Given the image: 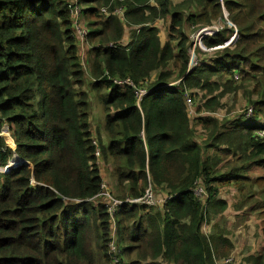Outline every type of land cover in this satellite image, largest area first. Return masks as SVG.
Segmentation results:
<instances>
[{
	"label": "trees",
	"instance_id": "trees-1",
	"mask_svg": "<svg viewBox=\"0 0 264 264\" xmlns=\"http://www.w3.org/2000/svg\"><path fill=\"white\" fill-rule=\"evenodd\" d=\"M79 2L95 18H86L88 40L97 41L85 50L87 72L69 0H0V132L8 124L13 138L11 145L0 136V264H112L107 203L93 199L104 163L122 199L150 184L172 195L161 210L120 207L121 264H216L235 247L218 224L210 236L203 230L209 212L229 210L221 188L238 186V211L264 209V175H249L264 169V0H224L238 36L223 49L196 48L192 67V29L223 16L220 0ZM195 2L201 10L189 12ZM102 7L124 15L106 17ZM233 33L225 26L205 44ZM224 76L225 90L214 96ZM118 80L148 93L138 102L135 88ZM232 81L251 83V117H215L219 99L237 92ZM91 92L103 106L107 144L93 137ZM13 159L20 163L3 171ZM197 180L207 202L194 193ZM243 264H264V251Z\"/></svg>",
	"mask_w": 264,
	"mask_h": 264
},
{
	"label": "built area",
	"instance_id": "built-area-1",
	"mask_svg": "<svg viewBox=\"0 0 264 264\" xmlns=\"http://www.w3.org/2000/svg\"><path fill=\"white\" fill-rule=\"evenodd\" d=\"M69 1L74 5L72 9L74 30L76 32L77 42L79 44V47L82 50L81 58L84 59L85 54H86L85 50H87V48L91 46L88 40L89 34H90L88 23L86 21L84 8L80 5L79 0H69ZM220 3L223 7V16L219 18L217 21H214L212 24L206 25L198 30L196 29V31L192 33L193 47L190 50L191 63H193L196 59V53H195L196 48H199L204 52H211V51L223 49L228 46H231V44L235 41L236 37L238 36V28L230 19L229 17L230 13L225 7L224 0H220ZM101 14L106 17L123 16L124 10L122 7H120V8L110 11L108 7H102ZM225 26H229L234 29V33L232 34V36L227 41H225L224 44L222 45H218L214 47L206 46L205 39L208 37L218 35L225 28ZM108 46H114V44L110 43ZM116 83L117 84H129L130 86L134 87L136 90V95L138 97V102H140L143 99V97L148 93L147 90L140 88V87H136L132 81L118 80L116 81ZM187 102H188V108L192 109L194 111L193 112L194 114L195 109H194V101H193L192 95L187 94ZM252 112H253L252 106L248 107V110L246 111L247 116L250 117ZM258 134L260 136H264V129L260 130ZM96 156L98 158L101 156V152L99 149L96 153ZM193 190L197 198H199L200 200L202 199L205 202L209 200V194L207 193L206 188L204 187V185L201 183L200 180L196 181V185L193 188ZM98 197L103 198L106 201L108 212L110 215L111 240L109 242V247H110L109 251H110V254L112 255V264H121L120 257L118 256L119 252H121L120 250L121 247L118 244L119 225H118V218H117V214H118L120 207L124 204H129V205L138 204V205H145L149 209L161 210L164 208L167 201L172 197V195L167 194L165 196H160L158 195L155 187L152 184H150L147 187L144 194L141 195L140 197H136V198L127 197L126 199H118L117 197L114 196L113 192L109 190L107 181L104 179L101 185L100 193H98L97 196L94 198H98ZM234 262H235V258L233 256H228L219 262L216 261V264H233Z\"/></svg>",
	"mask_w": 264,
	"mask_h": 264
},
{
	"label": "rangeland",
	"instance_id": "rangeland-1",
	"mask_svg": "<svg viewBox=\"0 0 264 264\" xmlns=\"http://www.w3.org/2000/svg\"><path fill=\"white\" fill-rule=\"evenodd\" d=\"M173 2H174V0H173ZM194 4H196V2ZM187 7L189 8L188 4H187ZM86 18L88 21L95 19L91 15H89ZM101 20H103V19H101ZM158 23H160L159 27H161V29H162L160 36L163 39H165L167 36L165 21L160 20ZM194 31H196V30L192 29V32H194ZM96 43H97V41H93V42L90 41L91 46L93 44H96ZM88 56H89V52H88V55L86 56V58L84 60V63H86L85 64L86 68H84L86 70V72L88 71V69H87ZM197 61H198V58H197V54H196V59L193 63H191V65L194 66V64H196ZM88 79L92 80V77L88 76ZM220 79H223V80H220ZM172 81H173V83H175V80H172ZM218 82H219V84H221V87L219 90H215V92L213 93L214 96H218V94L220 92L225 90V84H227L226 83L227 77L224 76L222 78H218ZM229 83H232V86L237 89V92L234 93L233 90L226 92L224 94V96L219 99L221 105L216 108L214 113H215V117H220V118L225 119V120H235V119H237V117H239L241 115H245L247 108L249 106H251L250 98H251V95L253 92V87L251 86L250 82L243 83L241 81H238V82L232 81ZM203 93H207V92H203ZM90 109H91V121H92V125L94 128V135H93L94 140L100 141V139H101V141H103L105 144H107V141H106L107 137L105 136V134H106L105 133V123L103 122V120L101 118L104 115V110H103V106L101 105L100 101L97 99L94 92L90 93ZM189 111H190L191 115L194 112L190 108H189ZM0 136H4L9 144H11V145L13 144V138H12L10 127L8 124H4L3 129L0 132ZM19 161L20 160L17 159V162H19ZM106 165H108V164L105 163V166ZM110 166L112 167V165H110ZM103 169H104V165L102 166V170ZM104 179L110 183V187H109L108 183H107V185H108L109 190L112 191L113 194L114 193L116 194V195L114 194V196L117 197L118 199H122V198H120L119 194L117 195L118 185L116 186V188H114V184L116 182H115V179L113 178V176H111L110 174L107 173L106 177L104 176ZM226 190L229 191V189H226ZM226 190H224V191H226ZM93 199H96V198H93ZM233 213H234V211L228 210L227 213H225V215H219L216 217L211 212H209L210 223L208 225L209 228H207V229L208 230L211 229V231L213 233V229H212L213 224H218L220 227L225 228L227 231L229 230V228L234 230L236 228V226L241 223V221L238 220L236 223V218L233 217ZM212 218H214V219H212ZM254 218H255L254 222L252 223V226H251L252 235L250 238H243V241L241 239H239L237 242L238 235H240L243 232V226H241L239 229H237L236 232L234 233V236L236 238V243L238 244V246L241 248L242 251L240 253L239 249H238V252L232 251V253L228 255V256H233L235 258V262L233 264H237V263L239 264L241 259H242V262L240 264H243L245 262V260L249 256H251L252 254H255V253L260 254L262 251H264V248L263 249H256L252 254L248 255L249 248H250V242L248 241V239H251L252 237H254V235L257 232V229L259 228L260 225L263 227L262 234H264V220H263L264 216H259L256 213V214H254ZM220 219H223V220H220ZM230 219L232 220V222H229V221H231ZM256 220H259L260 222L258 223V226L255 227ZM222 221H225V227H223L221 224H219V222L221 223ZM205 225H206V222L203 224L204 228H205ZM211 231L207 232L204 230V232L208 236L211 235L210 234ZM231 234H233V233H231ZM118 235H119V233H118ZM255 238L258 239V238H260V236H256ZM244 254H245V256H243ZM228 256H226V257H228ZM240 257H241V259H240ZM221 260L216 258L215 261L219 262Z\"/></svg>",
	"mask_w": 264,
	"mask_h": 264
},
{
	"label": "crops",
	"instance_id": "crops-1",
	"mask_svg": "<svg viewBox=\"0 0 264 264\" xmlns=\"http://www.w3.org/2000/svg\"><path fill=\"white\" fill-rule=\"evenodd\" d=\"M183 1L184 0H176V1L174 0V3L180 4ZM200 10H201V8L199 7L198 4H193V6H190L188 8L189 12H191V11L198 12ZM159 24L160 23H158V26H159ZM159 28L161 29V27H159ZM163 40L165 41L166 38ZM86 55L87 54H85L84 59L86 58ZM106 141H107V139H106ZM103 165H104V169L102 170V172L104 173L103 176L106 177L107 173L112 176V167L110 166L111 164H108L105 166V163H104ZM249 175L252 178L263 176L264 175V169L261 167H254L253 169H251L249 171ZM107 183L109 184V187H110V183L109 182H107ZM116 186H117V182L114 184V188H116ZM236 188L238 189V191ZM226 189H229V191H227ZM224 190H226V191H224ZM220 197L225 199L230 204L228 209L230 211H234L233 217L236 218V223L238 220L241 221V223L238 224L234 230L229 228V230L224 235V237L226 236L232 241L233 245L235 246L234 251L238 252V249H239V252L241 253L242 250L238 246V244L236 243V238L234 236V233L236 232L237 229H239L241 226H243V232L240 235H238L237 242L239 239H241L243 241V238H250L252 235L251 226H252V223L254 222V219H255L254 214L257 213L259 216H264L262 214L264 209L254 210L253 209L254 205L252 204V205L244 208L245 211L236 210L238 208H241L240 206H237L236 204L240 203L242 201V199H244L242 192H239V188L236 184L229 185L226 187H222L220 190ZM220 220H223V219H220ZM229 222H232V220ZM259 222H260L259 220H256L255 227L258 226ZM208 225L209 224H207V222H206L205 228L203 227V230H205L207 232L211 231V229L210 230L207 229V228H209ZM262 231H263V227L260 225L259 228L257 229V232L255 233L254 237H252L251 239H248V241L250 242V248H249L248 255L252 254L256 249H263L264 248V242H263L264 241V234H262ZM231 233H233V234H231ZM256 236H260V238L256 239L255 238ZM245 254L243 256H245ZM240 259H241V257H240ZM241 262H242V259H241L240 263Z\"/></svg>",
	"mask_w": 264,
	"mask_h": 264
},
{
	"label": "water",
	"instance_id": "water-1",
	"mask_svg": "<svg viewBox=\"0 0 264 264\" xmlns=\"http://www.w3.org/2000/svg\"><path fill=\"white\" fill-rule=\"evenodd\" d=\"M19 163L20 161L17 162V159H13L11 163L3 171H9L10 169H12V167L18 165Z\"/></svg>",
	"mask_w": 264,
	"mask_h": 264
}]
</instances>
